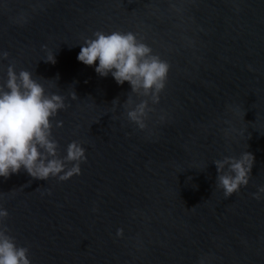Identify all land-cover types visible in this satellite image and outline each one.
Returning <instances> with one entry per match:
<instances>
[{"label": "water", "instance_id": "obj_1", "mask_svg": "<svg viewBox=\"0 0 264 264\" xmlns=\"http://www.w3.org/2000/svg\"><path fill=\"white\" fill-rule=\"evenodd\" d=\"M98 30L170 64L143 130L126 113L145 98L77 59ZM4 51L0 82L14 64L65 97L59 155L77 141L88 157L64 181L0 177L32 264H264V0H0ZM245 152L249 184L226 197L215 161Z\"/></svg>", "mask_w": 264, "mask_h": 264}, {"label": "clouds", "instance_id": "obj_2", "mask_svg": "<svg viewBox=\"0 0 264 264\" xmlns=\"http://www.w3.org/2000/svg\"><path fill=\"white\" fill-rule=\"evenodd\" d=\"M8 57L7 51L0 53V59ZM77 59L95 66L100 76L110 74L120 85L129 82L132 93L145 99L133 103L128 98L127 118L141 130L146 128L152 110L150 105L159 103L170 64L136 33L119 30L96 31L82 44ZM45 60L55 63L56 56L50 55ZM66 107L65 97L50 93L31 71L21 69L18 72L14 64L8 65L6 78L0 82V177L9 178L21 169L41 180L58 177L64 181L81 174V164L88 158L86 149L72 141L66 155L60 156L59 141L54 137L53 128L62 125L59 121L54 123L55 117ZM254 160L251 152H245L240 157L215 161L216 184L226 197L249 184ZM261 193H264V186L253 195L259 199ZM8 215V210L0 205V264H32L30 249L18 244L4 223ZM121 234L122 229L117 232ZM198 264H205V257H201Z\"/></svg>", "mask_w": 264, "mask_h": 264}]
</instances>
